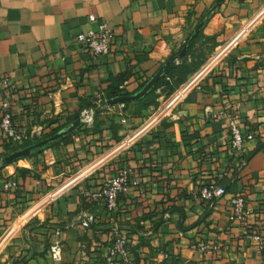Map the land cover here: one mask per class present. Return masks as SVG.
<instances>
[{"label": "crops", "instance_id": "0c3cea01", "mask_svg": "<svg viewBox=\"0 0 264 264\" xmlns=\"http://www.w3.org/2000/svg\"><path fill=\"white\" fill-rule=\"evenodd\" d=\"M100 22L116 36L109 55L93 57L77 36ZM201 32L186 63L205 55L203 64L145 107L167 60L179 53L180 64ZM5 101L27 139L12 143L0 129V264H103L119 233L132 241L128 264H264V0H0V121ZM87 108L90 128L80 121ZM222 110L255 134L240 153ZM123 167L133 177L109 212L93 193ZM210 183L228 194L197 201ZM238 193L248 232L229 220Z\"/></svg>", "mask_w": 264, "mask_h": 264}, {"label": "built area", "instance_id": "2783aa9c", "mask_svg": "<svg viewBox=\"0 0 264 264\" xmlns=\"http://www.w3.org/2000/svg\"><path fill=\"white\" fill-rule=\"evenodd\" d=\"M89 20L95 22L97 18L90 16ZM116 36L115 29L107 22H100L97 30H87L77 36V43L81 45L91 56L99 57L109 55L113 50V42ZM3 85L10 87L9 79L3 80ZM185 90V89H184ZM179 94V93H178ZM174 97V100L179 99V95ZM124 108V104L120 105ZM121 108V109H122ZM1 121L0 129L4 137L12 143H22L27 139L26 134L19 132L13 120V115L10 110V103L3 102L1 105ZM219 117L227 121L228 130L230 133V149L234 153H240L244 150L245 145L255 139V134L252 132H245L239 125L238 119L234 113L222 110ZM95 110L92 108L84 109L81 112L80 121L84 127L90 128L94 124ZM122 122L124 120L122 119ZM123 142L122 146H125ZM133 177V170L131 167H123L119 169L112 177H110L105 186L93 193V198L104 202L109 212H115L118 207V200L121 194L127 191ZM7 189H16L17 182L11 180L6 183ZM228 194L227 189L217 184L210 183L204 185L196 195V200L200 202L214 203L217 200L224 198ZM229 220L231 222H238L248 232L251 228L249 215L246 211V196L243 193L235 194L230 199V213ZM95 218L93 216H86L80 220L82 228L89 229L93 225ZM259 245V250L262 249L263 238L261 235L254 234L251 236ZM199 250L202 253L214 255L219 248L217 246H209L201 244ZM132 255V241L126 234H116L108 249L106 256L103 258V264H118L122 262L128 264ZM54 259H58L59 247L53 248Z\"/></svg>", "mask_w": 264, "mask_h": 264}, {"label": "trees", "instance_id": "16d2710c", "mask_svg": "<svg viewBox=\"0 0 264 264\" xmlns=\"http://www.w3.org/2000/svg\"><path fill=\"white\" fill-rule=\"evenodd\" d=\"M202 22V21H201ZM204 25H206V21L204 22ZM202 36V32L199 34V37L193 41H187V53L184 56V58L179 59L181 62L180 64H177L178 54L172 55L167 62H171L168 69L165 71L162 79L157 83L154 90L148 95L147 102L144 103L145 107H148L149 105H152L153 103H156V99L158 96L155 94V91L162 86H165V91L167 92V95H170L177 87H179L181 84H183L188 76L192 73H195L197 69L200 67V65L203 64L206 57L205 55H199L197 57L196 61H192L191 63L187 64L186 61L188 57L193 52V49L197 43V41ZM127 77V74L121 75L118 77V82L123 83L125 81V78ZM170 78V80H166L167 78ZM122 91L119 89H116L113 91V98L114 97H122L124 96L121 94ZM111 98V96L109 97ZM28 147V146H27Z\"/></svg>", "mask_w": 264, "mask_h": 264}, {"label": "water", "instance_id": "95a60500", "mask_svg": "<svg viewBox=\"0 0 264 264\" xmlns=\"http://www.w3.org/2000/svg\"><path fill=\"white\" fill-rule=\"evenodd\" d=\"M184 53H185V49H184L183 52L180 54V57H182V56L184 55ZM60 137H61V135L54 136V137H52V138L46 140L45 142L40 143V144L37 145L36 147H30V148H28V149H25L24 151L18 152V153H16V154L10 156L6 161H7V162H12L13 160H15V159H17V158H20V157H22V156H26V155L29 154L30 150L35 149V148H38V147H42V146H44V145H46V144H48V143H50V142L56 140L57 138H60Z\"/></svg>", "mask_w": 264, "mask_h": 264}, {"label": "rangeland", "instance_id": "374dc122", "mask_svg": "<svg viewBox=\"0 0 264 264\" xmlns=\"http://www.w3.org/2000/svg\"><path fill=\"white\" fill-rule=\"evenodd\" d=\"M204 70H207V68L204 69ZM198 73H199V72H198ZM202 73H203V72H202ZM202 73H201V74H202ZM198 75H199V74H198ZM119 145H122V143H120ZM118 147H119V146H118ZM47 200H48V199L45 198V202H47ZM50 200H51V199L49 198V201H50ZM25 234H26V233H25ZM21 240H22V239H21ZM24 243H25V244H26V243H29V240H28L26 237L24 238V240H22L21 245H23ZM23 246H24V245H23ZM13 247H14V246H13ZM17 247H18V246H17Z\"/></svg>", "mask_w": 264, "mask_h": 264}]
</instances>
